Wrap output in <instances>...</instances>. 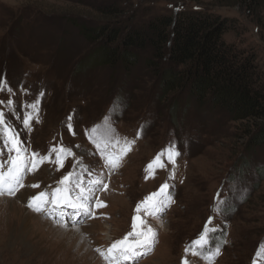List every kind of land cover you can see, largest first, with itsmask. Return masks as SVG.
Masks as SVG:
<instances>
[{
    "label": "rangeland",
    "instance_id": "rangeland-1",
    "mask_svg": "<svg viewBox=\"0 0 264 264\" xmlns=\"http://www.w3.org/2000/svg\"><path fill=\"white\" fill-rule=\"evenodd\" d=\"M208 2L213 13L235 21L222 38L223 49L249 64L264 89V0ZM110 5L123 9L124 17L101 15ZM197 5L191 0H0V79L14 93L0 91V111L16 124L30 151L48 154L63 144L82 161L77 165L69 157L59 170L55 163H44L28 175L24 193L0 196V264H107L96 249L123 239L132 230L137 206L165 183L174 202L159 218L144 216L142 210L158 242L138 264H183L185 258L190 264H209L185 251L206 225L215 226L211 241L221 246L214 264H264V148L247 153L245 131L252 124L233 122L227 113L199 105L188 91L163 95L165 62L156 61L150 48L134 51L138 62L129 72L120 63L112 68L92 64L95 47L78 29L106 23L142 26L156 16L200 10ZM41 91L39 122L33 120L28 131L7 101L22 120L30 111L24 106ZM93 127L111 128L121 141L109 151L135 140L115 170L89 139ZM172 142L181 153L175 165L166 156L153 163ZM69 171L80 173L85 184L101 174L107 185L97 193L106 206L95 208L92 219L78 218L83 222L76 229L35 213L25 199V193L56 188ZM32 184L39 187H27Z\"/></svg>",
    "mask_w": 264,
    "mask_h": 264
},
{
    "label": "trees",
    "instance_id": "trees-1",
    "mask_svg": "<svg viewBox=\"0 0 264 264\" xmlns=\"http://www.w3.org/2000/svg\"><path fill=\"white\" fill-rule=\"evenodd\" d=\"M191 1L200 10L156 16L137 27L106 23L96 27L81 25L78 29L95 47L96 54L90 61L98 67L112 68L120 63L129 72L138 62L134 51L150 48L156 61L165 62L160 73L163 95L188 91L199 105L209 104L227 113L233 122L252 124L245 132L246 151L253 154L264 148V89L249 64L223 49L222 38L233 29L229 22L234 19L229 21L213 13L209 0ZM100 14L120 19L125 11L110 5ZM21 16L22 13V22ZM71 22L77 25L75 20ZM210 245L215 243L210 241Z\"/></svg>",
    "mask_w": 264,
    "mask_h": 264
},
{
    "label": "snow or ice",
    "instance_id": "snow-or-ice-1",
    "mask_svg": "<svg viewBox=\"0 0 264 264\" xmlns=\"http://www.w3.org/2000/svg\"><path fill=\"white\" fill-rule=\"evenodd\" d=\"M0 91L12 93V89L8 87L7 82L0 79ZM44 92L41 91L37 99L24 107L30 111H24L23 119L20 114L12 106V101L8 100L10 111L16 120H20L24 129L31 131V123L35 120L39 122L40 99ZM3 103V101H0ZM122 107V102L118 105ZM67 127L71 130V116L68 118ZM21 131L17 129L16 124L7 120L5 113L0 111V196L15 197L16 194L26 187L25 180L28 175L39 170L44 163H55L57 170L64 167L65 161L69 157L75 158V153L71 146L53 147L48 154H41L38 151H30V146L26 141L21 140ZM89 139L95 144L101 157L105 160V165L115 170L122 162L124 155L131 150V145L135 140L123 141V146L118 152L109 151L110 146L115 148L121 144L120 140L112 136L111 128L93 127L88 130ZM79 147V146H76ZM181 155L177 149L175 142L157 155L153 163L161 161L162 156H166L167 160L175 165L176 158ZM75 164L82 165L79 158H75ZM160 167H164L160 163ZM153 169V164L148 165L149 171ZM85 172H90L87 166H84ZM154 175V171L151 173ZM174 176V173H173ZM29 188L39 187L38 184L27 185ZM51 189V186H48ZM107 185L101 174L85 184L81 179V174L75 171H69L58 182V186L51 190L42 191L36 195H26V207L37 214H44L48 218H53L54 222L59 226L68 228L69 225L73 229L83 221L78 218H94V209L105 207L103 201L97 198V193L104 191ZM169 184L165 183L159 192L152 193L146 197L136 208V216L133 217L132 230L128 232L123 239L116 240L106 250L97 248L96 251L107 262V264H138L139 258L151 252L158 242V233L151 227L147 220L141 216L143 210L144 216L159 218L161 212L171 201V193L168 192ZM164 194L162 197L161 194ZM71 209L69 213L67 210ZM208 224H211L209 219ZM217 231L215 226H205L201 236L193 241L187 248L186 254L198 256L207 259L209 264H214V258L221 254V246H210V241L214 239L213 234ZM261 255H264V248L261 249ZM183 264H190L187 258Z\"/></svg>",
    "mask_w": 264,
    "mask_h": 264
},
{
    "label": "bare ground",
    "instance_id": "bare-ground-1",
    "mask_svg": "<svg viewBox=\"0 0 264 264\" xmlns=\"http://www.w3.org/2000/svg\"><path fill=\"white\" fill-rule=\"evenodd\" d=\"M25 189H21V191H19V195L21 194V193H24L23 191H24ZM29 191V190H28ZM26 195H33V193L32 194H27V193H25ZM21 198V197H20ZM26 199V198H25ZM3 201H5V200H3Z\"/></svg>",
    "mask_w": 264,
    "mask_h": 264
}]
</instances>
